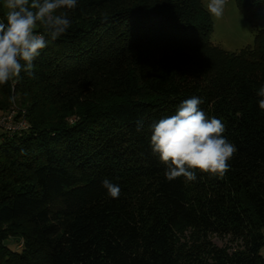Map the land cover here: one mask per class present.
<instances>
[{"label":"trees","instance_id":"obj_1","mask_svg":"<svg viewBox=\"0 0 264 264\" xmlns=\"http://www.w3.org/2000/svg\"><path fill=\"white\" fill-rule=\"evenodd\" d=\"M238 6L257 34L226 53L202 0H78L0 86L27 121L0 145V264H264V0ZM192 97L236 152L222 179L168 181L152 125Z\"/></svg>","mask_w":264,"mask_h":264},{"label":"clouds","instance_id":"obj_2","mask_svg":"<svg viewBox=\"0 0 264 264\" xmlns=\"http://www.w3.org/2000/svg\"><path fill=\"white\" fill-rule=\"evenodd\" d=\"M78 0H4L5 18L0 21V86L18 80L21 72L31 76L34 61L48 46L71 28L68 13ZM227 0H207V12L214 18L223 16ZM42 29V31H38ZM257 96L264 111V87ZM192 97L183 101L175 114L152 125L151 147L166 166L168 181L184 178L196 180L197 172L223 178L230 167L236 148L225 137V126L216 117L209 118ZM143 121L138 122V128ZM103 187L112 198H118L120 188L109 179Z\"/></svg>","mask_w":264,"mask_h":264},{"label":"rangeland","instance_id":"obj_3","mask_svg":"<svg viewBox=\"0 0 264 264\" xmlns=\"http://www.w3.org/2000/svg\"><path fill=\"white\" fill-rule=\"evenodd\" d=\"M1 2L4 3V0H1ZM202 3L206 9L205 5L207 0H202ZM211 18L214 29L210 40L213 45L218 46L226 53H240L241 51L253 46L257 31L245 19L244 15L240 11L238 0H227L223 16L219 19L212 16ZM16 101L17 99H15L14 103L11 107H9V110L0 114V121L3 116L5 117V120L9 121L10 118L7 117L11 116V112L14 114L18 112V104ZM3 135L13 136V132H7L0 128V145L4 141ZM212 241L218 247L229 246L231 248H236V245L231 243L228 237L220 238L214 236ZM260 252L264 258V246Z\"/></svg>","mask_w":264,"mask_h":264},{"label":"built area","instance_id":"obj_4","mask_svg":"<svg viewBox=\"0 0 264 264\" xmlns=\"http://www.w3.org/2000/svg\"><path fill=\"white\" fill-rule=\"evenodd\" d=\"M17 117V113L14 114L13 112H11V116L7 117L10 118L9 121L5 120V117L3 116L1 121H0V128H2L3 130L9 132H19L23 129H25L27 127V121L26 118L23 114V116L17 118V120H15Z\"/></svg>","mask_w":264,"mask_h":264}]
</instances>
